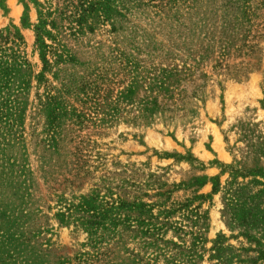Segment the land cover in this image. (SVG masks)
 Returning a JSON list of instances; mask_svg holds the SVG:
<instances>
[{
  "label": "rangeland",
  "instance_id": "rangeland-1",
  "mask_svg": "<svg viewBox=\"0 0 264 264\" xmlns=\"http://www.w3.org/2000/svg\"><path fill=\"white\" fill-rule=\"evenodd\" d=\"M184 1L0 0V264H264V0Z\"/></svg>",
  "mask_w": 264,
  "mask_h": 264
},
{
  "label": "trees",
  "instance_id": "trees-1",
  "mask_svg": "<svg viewBox=\"0 0 264 264\" xmlns=\"http://www.w3.org/2000/svg\"><path fill=\"white\" fill-rule=\"evenodd\" d=\"M169 1H173V0H169ZM199 0H185L184 2H186V3H188V4H190V5H188V6H190V9H193V8H195L196 6H197V2H198ZM237 3H240V1H237V0H228V3L227 4H225V6L227 7V8H229V10H231L232 12H236V10L237 9H239L240 7H241V11L240 12H243V11H245L247 8H249V7H247L246 6V2H244V1H242V3L244 4V5H242V6H239ZM243 14H245V12H243ZM42 55H43V58L45 59V53L44 52H42ZM46 60V59H45ZM168 71H166V73H167ZM154 103H156L155 105H154V107H156V105H158L157 104V102H154ZM147 110H153V108H148ZM123 200H124V198H122ZM83 205H85V206H87V207H91V205L88 203V202H85V203H83Z\"/></svg>",
  "mask_w": 264,
  "mask_h": 264
}]
</instances>
